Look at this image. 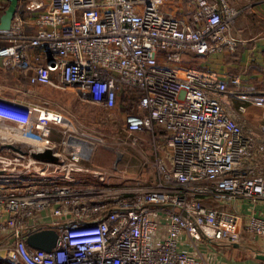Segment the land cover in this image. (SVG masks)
<instances>
[{"label":"built area","instance_id":"built-area-1","mask_svg":"<svg viewBox=\"0 0 264 264\" xmlns=\"http://www.w3.org/2000/svg\"><path fill=\"white\" fill-rule=\"evenodd\" d=\"M165 1L29 0L34 32L20 12L0 28L5 69L118 108L133 142L145 132L157 152L161 137L170 150L168 163L157 157L150 185H112L103 170L84 164L94 143L74 123L59 129L69 139L55 143L48 118L36 117L46 138L35 150L50 147L57 160L31 155L24 173L7 175L0 155V250L9 262L206 264L213 243L264 237V215L239 212L243 201H264V123L249 127L244 116L249 104L264 107V93L233 91L215 70L178 65L185 54L235 50L241 9L229 0H190L178 17ZM43 210L51 221L36 220ZM43 228L58 233L49 251L27 243Z\"/></svg>","mask_w":264,"mask_h":264},{"label":"rangeland","instance_id":"rangeland-1","mask_svg":"<svg viewBox=\"0 0 264 264\" xmlns=\"http://www.w3.org/2000/svg\"><path fill=\"white\" fill-rule=\"evenodd\" d=\"M175 2L177 0H166L165 10L171 9L170 5L173 6ZM188 12L177 11L176 16L184 17ZM5 73H1L0 81V155L9 163L6 169H3L6 164L0 163L3 173L16 175L27 170L31 152L46 138L42 127L35 121L39 116L48 118L51 123L52 131L48 138L55 143L62 138L69 139L68 134L62 136L59 129L74 123L81 137L94 143L91 159L83 163L103 170L109 184H130L141 179L150 185L156 174L157 157L169 162L170 150L162 137L161 142L157 140L158 152L154 147L155 140L149 133H145L147 138L143 139L138 134V140L132 141L123 129V117L118 108L109 110L84 99L71 87L43 85L34 88L32 94H25L26 90L21 84L13 81L9 73V76H4ZM30 120L34 121L32 126ZM1 132H6V135ZM1 139L15 148L2 144ZM74 173L79 177L82 174ZM81 176L86 182L90 179L88 173Z\"/></svg>","mask_w":264,"mask_h":264},{"label":"crops","instance_id":"crops-1","mask_svg":"<svg viewBox=\"0 0 264 264\" xmlns=\"http://www.w3.org/2000/svg\"><path fill=\"white\" fill-rule=\"evenodd\" d=\"M29 0H18L16 12H20L27 23V30L34 32V15L27 7ZM47 1V0H43ZM233 6L241 9L234 25V34L238 38V45L235 50H224L209 55L185 54L178 65L199 66L219 72L221 77L227 81L228 88L235 90H255L264 93V0H229ZM10 0H0V22L1 17L7 9ZM168 12L177 15V11H189L190 0L182 2L177 0ZM165 9V6H163ZM2 72L11 74V79L23 87L25 94H32L34 88L43 86L31 84L27 74L20 70H6L0 59V81ZM7 73L4 76H9ZM239 76L240 84L234 85L230 82L231 77ZM1 85V83H0ZM19 89V88H18ZM21 90V89H19ZM228 99L236 106L240 99L234 92H231ZM249 126H259L264 123V107L253 104L247 105L244 114ZM141 139L147 135L140 133ZM62 138V137H61ZM147 138V137H146ZM239 212L252 211L264 215V201L255 205L248 201L241 202ZM252 209H251V208ZM36 220L49 222L52 220L49 210H43L38 214ZM210 255L206 264H264V259L258 257L259 252L264 253V237L245 234L240 242L234 244L210 245ZM1 251V250H0ZM2 261L9 262L4 253H0V264Z\"/></svg>","mask_w":264,"mask_h":264},{"label":"water","instance_id":"water-1","mask_svg":"<svg viewBox=\"0 0 264 264\" xmlns=\"http://www.w3.org/2000/svg\"><path fill=\"white\" fill-rule=\"evenodd\" d=\"M17 5L18 0H10L7 9L1 17L0 28L6 29L10 27L13 16L17 10ZM1 141L3 142L2 144L15 148L13 144L4 142L2 139ZM31 155L37 159L57 160V155L50 147H46L42 150H33ZM57 237L58 233L54 228H43L30 233L27 236V243L33 248L49 251L53 246H55ZM258 257L264 259V253L259 252Z\"/></svg>","mask_w":264,"mask_h":264},{"label":"trees","instance_id":"trees-1","mask_svg":"<svg viewBox=\"0 0 264 264\" xmlns=\"http://www.w3.org/2000/svg\"><path fill=\"white\" fill-rule=\"evenodd\" d=\"M160 134H161V135L164 134L162 130H160ZM2 263H4V264H13V263H11V262H6V261H2Z\"/></svg>","mask_w":264,"mask_h":264},{"label":"bare ground","instance_id":"bare-ground-1","mask_svg":"<svg viewBox=\"0 0 264 264\" xmlns=\"http://www.w3.org/2000/svg\"><path fill=\"white\" fill-rule=\"evenodd\" d=\"M1 133H2V132H1ZM2 134H3V135H6V132H3ZM4 142H5V141H4ZM36 147H38V148H39V145H38V146H36Z\"/></svg>","mask_w":264,"mask_h":264}]
</instances>
